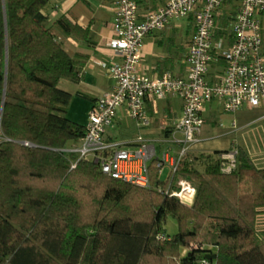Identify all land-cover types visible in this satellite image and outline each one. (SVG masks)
I'll return each mask as SVG.
<instances>
[{
    "label": "trees",
    "instance_id": "obj_1",
    "mask_svg": "<svg viewBox=\"0 0 264 264\" xmlns=\"http://www.w3.org/2000/svg\"><path fill=\"white\" fill-rule=\"evenodd\" d=\"M49 3L0 0V264H264V167L239 146L229 173L220 158L228 149L205 153L202 170L188 153L170 183L151 161L150 187L68 150L85 125L67 116L72 94L60 83L80 81L86 56L64 41L88 30L64 15L50 20ZM179 179L195 186L188 204L165 192Z\"/></svg>",
    "mask_w": 264,
    "mask_h": 264
},
{
    "label": "built area",
    "instance_id": "obj_2",
    "mask_svg": "<svg viewBox=\"0 0 264 264\" xmlns=\"http://www.w3.org/2000/svg\"><path fill=\"white\" fill-rule=\"evenodd\" d=\"M112 10L113 34L108 44L119 60L100 61L113 84L92 104L84 135L68 149L78 158L91 160L112 178L140 187L151 186L149 164L154 161L159 178L167 169L164 181L170 183L180 160L202 140L203 113L209 102L215 100L231 113L243 107L261 109L264 116V0H166L143 13L137 0H112ZM180 18L192 22L184 73L140 72L145 37ZM222 19L224 25H220ZM172 96L180 98L181 114L163 139L138 135L133 146L126 147L107 136L119 108L147 127V104L155 109L159 100ZM231 128L237 129L236 121ZM236 157L235 145L222 152L221 171H233ZM175 185L167 186L165 192L190 203L195 186L185 179Z\"/></svg>",
    "mask_w": 264,
    "mask_h": 264
},
{
    "label": "crops",
    "instance_id": "obj_3",
    "mask_svg": "<svg viewBox=\"0 0 264 264\" xmlns=\"http://www.w3.org/2000/svg\"><path fill=\"white\" fill-rule=\"evenodd\" d=\"M165 1L166 0H141L139 2V12L143 13L149 10H153L159 5L163 4ZM45 12L48 13L50 20L55 19L60 15H64L71 22L76 23L82 28L88 30V39L86 40L84 39L79 40L70 36V37H66L64 41L65 48L69 53L71 54L81 53L86 56L85 64L82 69V77L80 81L74 83L69 80H63L60 83V87L69 91L72 95H78L86 99V101L81 102V109L78 111L79 118H81L82 123L78 122V118H77L78 114L70 116L67 112V116L70 117L71 120L73 119V121L80 123L82 125L83 123L86 124L85 119L87 118V115L89 113L92 104L95 102V100L98 98L99 95H101L104 91L110 88L113 84V80L108 76L106 69L102 65H100V61L110 62L113 60L115 61L119 60V58L115 55L113 49L108 44V41L113 34L112 23H113L114 13L112 10V0H50V3L45 8ZM170 26L171 24L164 27V29L151 33L145 37L142 48L143 59L138 64V70L140 72L146 73L148 75L160 74L166 70L173 72L174 69L172 68V66L174 65L178 71L175 73H179V74L184 73L185 54H184V58L181 57V59L183 60L178 61L177 59L179 57L178 58L175 57L174 53L172 52L169 53L167 48L165 54H157L155 50H153L154 44L160 43L162 41V36L166 33V30H168ZM186 49H187V44H186ZM165 57H173L172 65H170V63H166L165 65H163V60L165 59ZM75 100L76 99L71 98L70 103H74ZM211 103H213V101L207 104L203 115L207 112L208 109H210ZM147 111L150 117V124L149 126L144 128H149L153 119L157 118V116L160 115L158 103L155 109H153L150 103H148ZM163 113L166 116V118L168 117L169 114H173L170 111L169 107L163 110ZM180 114H181V100H180ZM125 116L126 115L124 114L123 109L119 108L113 123L108 127V129L110 127L115 129L119 128L121 124V117H125ZM178 117L175 118L178 119ZM160 121H165V120H160ZM168 128L169 127H167L165 131L166 130L168 131L169 130ZM108 129H107V136L110 139L118 140L116 136L117 134H119L118 131H114L116 133L114 135L110 130L108 131ZM149 131L151 132L152 129H148V130L145 129L146 133H148ZM165 131L163 132L162 136H160L159 138H150V137H146V135L145 136H143L142 134L140 135L148 139L161 140L167 134ZM202 141L203 140H201V142ZM131 142L132 140H127V142H122V143H124L125 145L133 146V143ZM201 142L197 143L196 145L201 144ZM216 149L224 150V149H228V147L225 146L224 148L222 147ZM216 149H214L213 147V150ZM167 174H168L167 169H164L162 174L160 175V178L164 180ZM260 218L258 217L257 221L261 220Z\"/></svg>",
    "mask_w": 264,
    "mask_h": 264
},
{
    "label": "rangeland",
    "instance_id": "obj_4",
    "mask_svg": "<svg viewBox=\"0 0 264 264\" xmlns=\"http://www.w3.org/2000/svg\"><path fill=\"white\" fill-rule=\"evenodd\" d=\"M191 23L192 22H188L186 18H180L172 21L170 23L171 26L162 36V41L160 43L154 44L153 50H155L157 54H165L169 39L173 38V44L175 47L171 49L177 51L176 54L174 53V55L177 58L179 57L177 59L178 61H182L183 59H181V57L184 58L186 44L192 33V28L189 29V25H191ZM262 40L264 50V16ZM181 46H183V50H181ZM172 68L174 69L173 72H178L174 65ZM72 98L76 100L74 103H70L67 112L70 116L78 114V122H81L78 111L81 109V102L86 101V99L78 95H72ZM210 105V109H208L204 114L205 124L201 132V139L203 141L201 144H198L199 146H194L190 150L188 156L189 159L194 162L195 166L200 170L203 169L205 157L204 154L215 151L213 150V147L216 149L227 146L229 149L231 146L236 145L247 153L256 167H264V116H262L261 109L248 110L247 108L243 107L240 110L231 113L223 111L222 106L216 101H213V103ZM158 107L160 110V115L153 119L149 128L140 127V125H138L135 120L125 116L121 117V124L119 128L115 129L110 127L108 131L110 130L114 135L116 134L114 131H118L119 134L116 135L117 139L122 142L133 140L136 135L140 134L143 136L146 135V137L150 138H159L162 136L165 129L170 127L175 121V117L180 115V100L177 96L159 100ZM168 107L173 114H169L166 118L163 110ZM85 120L86 124L83 123V125L86 126L89 121L88 115ZM160 120H165L166 123L165 121ZM233 120L237 123V129L231 128ZM145 129H152V131L146 133ZM125 146L129 147L130 145ZM201 154L203 157H201ZM261 215L258 216L259 218L261 217V220L257 221L258 228H264V212ZM177 230L178 224L176 219L169 216L166 219L164 225V233L166 235H172L176 233Z\"/></svg>",
    "mask_w": 264,
    "mask_h": 264
},
{
    "label": "water",
    "instance_id": "obj_5",
    "mask_svg": "<svg viewBox=\"0 0 264 264\" xmlns=\"http://www.w3.org/2000/svg\"><path fill=\"white\" fill-rule=\"evenodd\" d=\"M4 74L6 75V56H5V60H4ZM208 257H215V255H211V256H208Z\"/></svg>",
    "mask_w": 264,
    "mask_h": 264
}]
</instances>
